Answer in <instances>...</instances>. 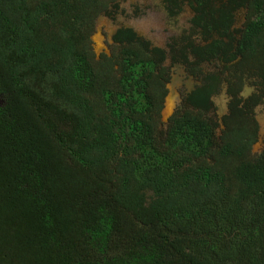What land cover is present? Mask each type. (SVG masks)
Returning <instances> with one entry per match:
<instances>
[{"label":"trees","instance_id":"1","mask_svg":"<svg viewBox=\"0 0 264 264\" xmlns=\"http://www.w3.org/2000/svg\"><path fill=\"white\" fill-rule=\"evenodd\" d=\"M161 1L193 14L168 54L96 57L117 0H0V264H264V0ZM167 58L200 84L164 125Z\"/></svg>","mask_w":264,"mask_h":264},{"label":"rangeland","instance_id":"2","mask_svg":"<svg viewBox=\"0 0 264 264\" xmlns=\"http://www.w3.org/2000/svg\"><path fill=\"white\" fill-rule=\"evenodd\" d=\"M119 12L112 20L100 16L95 22V32L91 37L93 52L96 57L101 54L108 55L109 47L112 44V36L120 28H131L141 37L149 40L153 46L165 50L168 54V43L179 39L184 31H189V21L193 14L188 7L177 18H169L164 10L161 0H117ZM245 11L235 15V29H241L244 24ZM165 66L170 69V82L167 85L168 95L164 101L161 112V121L164 125L177 110L183 95L191 92L200 82L186 74L181 65L171 67L169 58ZM208 71L210 67H205ZM222 93L213 99L217 108V115L221 118L227 111L226 88L223 86ZM252 87L244 88L242 96L252 94ZM255 120L258 124V139L252 147L253 155L264 150V106L255 109Z\"/></svg>","mask_w":264,"mask_h":264},{"label":"flooded vegetation","instance_id":"3","mask_svg":"<svg viewBox=\"0 0 264 264\" xmlns=\"http://www.w3.org/2000/svg\"><path fill=\"white\" fill-rule=\"evenodd\" d=\"M181 14H182V13H181ZM181 14H180V15H181ZM180 15H179V16H180ZM192 17H193V16H192ZM190 20H191V19H190ZM189 22H190V21H189ZM189 25H190V24H189ZM120 29H121V28H120ZM189 29H190V27H189ZM118 30H119V29H118ZM152 45H153V44H152ZM167 59H168V58H167ZM169 60H170V59H169ZM189 77H190V76H189ZM245 88H246V87H245ZM251 90L253 91V90H254V88L252 87V89H251Z\"/></svg>","mask_w":264,"mask_h":264},{"label":"clouds","instance_id":"4","mask_svg":"<svg viewBox=\"0 0 264 264\" xmlns=\"http://www.w3.org/2000/svg\"><path fill=\"white\" fill-rule=\"evenodd\" d=\"M181 102H182V98H181ZM180 105H181V103H180ZM180 105H179V106H180ZM179 106H178V107H179ZM178 107H177V108H178Z\"/></svg>","mask_w":264,"mask_h":264},{"label":"bare ground","instance_id":"5","mask_svg":"<svg viewBox=\"0 0 264 264\" xmlns=\"http://www.w3.org/2000/svg\"><path fill=\"white\" fill-rule=\"evenodd\" d=\"M245 219V218H244Z\"/></svg>","mask_w":264,"mask_h":264}]
</instances>
